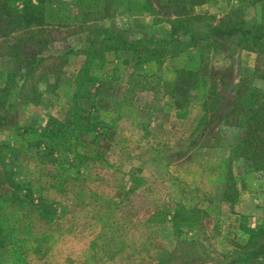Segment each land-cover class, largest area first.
<instances>
[{"label":"rangeland","instance_id":"1","mask_svg":"<svg viewBox=\"0 0 264 264\" xmlns=\"http://www.w3.org/2000/svg\"><path fill=\"white\" fill-rule=\"evenodd\" d=\"M59 1L0 37V264H264V170L232 154L264 39L212 35L264 0Z\"/></svg>","mask_w":264,"mask_h":264},{"label":"trees","instance_id":"2","mask_svg":"<svg viewBox=\"0 0 264 264\" xmlns=\"http://www.w3.org/2000/svg\"><path fill=\"white\" fill-rule=\"evenodd\" d=\"M78 1L81 4L85 0ZM186 1L190 6L205 2V0ZM54 3L65 4L64 1L59 0H0V37L7 35L9 32L7 27L11 23L41 25L49 22V19L58 16L59 10L52 11L56 7ZM66 4L71 6L69 1ZM6 16H9L7 20ZM212 30V35L215 36H231L240 33L243 38H247L259 46L264 39V30L254 32L251 27L233 25L230 29H225L216 25ZM260 78H264V76ZM243 86L241 83L239 89ZM237 90V94L241 92ZM233 111H236L237 115L240 116V127L242 128V133L232 148L233 157L241 159L246 168L251 171L264 170V89L254 85L249 87L247 93L241 95V101L237 102ZM80 112H82L81 108H79ZM82 119H87L88 127H85L86 130H91L95 126L88 115L83 116ZM177 212V210H173V218L176 217ZM177 232H181L180 229Z\"/></svg>","mask_w":264,"mask_h":264},{"label":"crops","instance_id":"3","mask_svg":"<svg viewBox=\"0 0 264 264\" xmlns=\"http://www.w3.org/2000/svg\"><path fill=\"white\" fill-rule=\"evenodd\" d=\"M261 82L258 84L259 87L264 88V80H260Z\"/></svg>","mask_w":264,"mask_h":264}]
</instances>
